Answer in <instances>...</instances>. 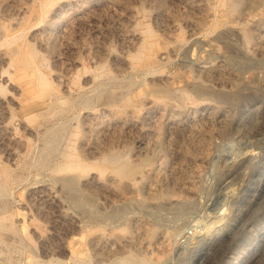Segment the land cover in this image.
Segmentation results:
<instances>
[{
  "label": "rangeland",
  "instance_id": "obj_1",
  "mask_svg": "<svg viewBox=\"0 0 264 264\" xmlns=\"http://www.w3.org/2000/svg\"><path fill=\"white\" fill-rule=\"evenodd\" d=\"M231 1L0 0V264H264V0Z\"/></svg>",
  "mask_w": 264,
  "mask_h": 264
},
{
  "label": "bare ground",
  "instance_id": "obj_2",
  "mask_svg": "<svg viewBox=\"0 0 264 264\" xmlns=\"http://www.w3.org/2000/svg\"><path fill=\"white\" fill-rule=\"evenodd\" d=\"M43 3H41V7L42 8H48L49 6H51L56 0H41ZM64 1V0H63ZM222 2L224 1L225 3H227L226 5L228 6L227 8H229L231 11H236V9L238 8V6L233 2V1H231V3L229 4V2H228V0H221ZM32 2V1H31ZM34 2V1H33ZM258 2V1H257ZM104 3V2H103ZM245 3V2H244ZM247 3V2H246ZM251 3V2H250ZM253 3V2H252ZM33 4V3H32ZM39 4V3H38ZM62 4V3H61ZM84 4V3H83ZM34 5H36L35 4V2H34ZM67 5H68V3L66 4H63V5H61V6H58L57 8H56V11H57V13H60L62 10H66V8H67ZM79 5V4H78ZM95 5V4H94ZM102 5H104V4H102ZM101 5V6H102ZM35 7V6H34ZM246 7H248V6H246ZM244 8V7H243ZM226 9V8H225ZM30 10V9H29ZM32 11V10H31ZM36 11V10H35ZM38 11V10H37ZM46 11H48V10H46ZM50 11V10H49ZM81 11V10H80ZM39 13H40V11H39ZM52 13V12H51ZM30 14V13H29ZM82 14V13H81ZM226 13L224 12V14L222 15L223 17H222V19L223 20H226V19H224V18H226V17H224V15H225ZM230 13H228V15H229ZM35 15V14H34ZM41 15V14H40ZM40 15H39V17H40ZM55 15V14H54ZM61 15H62V13H61ZM73 15V14H72ZM79 15V14H78ZM49 16V15H48ZM82 16V15H81ZM39 17L37 18V19H39ZM79 17V16H78ZM83 17V16H82ZM230 17H232V16H230ZM28 18V17H27ZM27 18H26V16L24 17V19H26L27 20ZM43 18V17H42ZM53 18H54V16H53ZM59 19V18H58ZM76 19V18H75ZM214 19V18H213ZM22 20V18L20 19V21ZM40 20H41V18H40ZM229 20V19H228ZM39 21V20H38ZM63 21V20H62ZM227 21V20H226ZM232 20H230V21H228V22H231ZM36 22H37V20H36ZM43 22V21H42ZM41 22V23H42ZM59 22V21H58ZM234 22V21H233ZM232 22V23H233ZM39 23V22H38ZM38 23H36V24H38ZM232 23H231V25H232ZM26 24V23H25ZM57 24V23H56ZM61 25V24H60ZM66 25V24H65ZM35 26V25H34ZM66 26H68V25H66ZM65 26V27H66ZM37 27V26H36ZM13 34V33H12ZM36 34V33H35ZM11 35V34H10ZM9 36V35H8ZM262 37V36H261ZM15 38V37H14ZM14 38L12 39V40H14ZM246 38H247V40H249V34H246ZM263 38V37H262ZM27 41V40H26ZM19 42V41H18ZM24 42H25V40H24ZM263 43H264V39H263ZM15 44L16 43H13V45L15 46ZM16 45H18L19 46V44H16ZM176 45V44H175ZM17 46V47H18ZM24 46H25V43H24ZM264 46V45H263ZM13 47V46H12ZM15 48V47H14ZM13 48V49H14ZM174 48V47H173ZM263 48L264 47H262L261 45L259 46V47H257L256 48V50H254V51H256V52H262L263 51ZM11 49V48H10ZM24 49V48H23ZM22 49V50H23ZM255 49V48H254ZM15 50V49H14ZM21 50V49H20ZM26 50H27V48H26ZM25 50V53L22 51V53H20V51L18 50V51H16L15 50V52L12 50V52H13V57L15 58V60L17 59V61H20V62H22V61H29V64L32 62V63H34L33 62V60H32V58H33V51H35V50H32V49H30L29 50V52L27 53V51ZM9 51V50H8ZM174 51V50H173ZM9 52H11V51H9ZM8 52V53H9ZM35 53H37V52H35ZM12 54V53H11ZM10 54V55H11ZM4 55V54H3ZM161 55V54H160ZM11 56V58H13ZM165 56V55H164ZM1 57V56H0ZM161 57V56H160ZM2 58V57H1ZM8 60H10L8 57H6ZM163 58H165V57H163ZM162 58V59H163ZM6 59V60H7ZM42 59V58H41ZM5 60V59H4ZM7 60V61H8ZM14 60V59H13ZM15 60H14V62H15ZM32 60V61H31ZM2 61V60H1ZM0 61V62H1ZM11 61H12V59H11ZM43 61V60H42ZM6 62V61H5ZM160 61H158V63H159ZM38 63V62H37ZM140 63V62H139ZM1 64V63H0ZM3 64V63H2ZM21 64V63H20ZM12 65H14V64H12ZM18 65V64H17ZM40 65V64H39ZM217 65V64H216ZM4 66V65H3ZM5 66H7V64L5 65ZM4 66V67H5ZM10 66V65H9ZM32 67V66H31ZM42 68V67H41ZM202 68V67H201ZM5 69V68H4ZM3 68H1L0 69V110H1V113H6V112H8V105L9 104H11V103H14V102H16L18 99V97H19V93H18V91H10L7 95H2L1 93V88H2V83H4L5 84V86L6 85H8L9 87H11V89L12 90H16L17 88H18V86H17V84H16V80H15V78L12 76V75H8L9 74V72L7 71V74H5V72H6V69L4 70ZM38 69V68H37ZM220 69V68H219ZM40 70V69H39ZM221 70V69H220ZM204 71V70H203ZM37 72H38V70H37ZM42 72V71H41ZM44 72V71H43ZM208 72H210V71H208ZM219 72V71H218ZM207 73V72H206ZM38 74H40L39 72H38ZM44 74V73H43ZM43 74H42V76H43ZM100 75V74H99ZM205 75V74H204ZM41 76V75H40ZM41 76V77H42ZM46 77V76H45ZM203 77V76H202ZM208 77V76H207ZM37 79V78H36ZM225 79V78H224ZM27 81V80H26ZM41 81H42V79H41ZM45 81V80H44ZM64 81V80H63ZM220 80H218V82H219ZM231 81V80H230ZM39 82V81H38ZM87 82V81H86ZM33 83V82H32ZM31 83V84H32ZM63 83V82H62ZM217 83V82H216ZM220 83H228L227 81L226 82H220ZM219 83V84H220ZM46 84V83H45ZM48 84H49V82H48ZM51 84V83H50ZM60 84V83H59ZM29 85V84H28ZM40 85V84H39ZM23 86V85H22ZM25 86V85H24ZM48 86V85H47ZM50 86V85H49ZM61 86H63V85H61ZM4 87V86H3ZM43 88V87H42ZM5 89V88H4ZM44 89V88H43ZM51 89H52V87H51ZM51 89H50V91H51ZM18 90V89H17ZM35 90V89H34ZM53 90V89H52ZM56 90V89H55ZM89 90V89H88ZM54 91V90H53ZM35 93V92H34ZM59 93V92H58ZM62 93V92H61ZM65 93V92H64ZM33 95V94H32ZM55 95V94H54ZM62 95V94H61ZM51 96V95H50ZM52 96H53V94H52ZM60 96V95H59ZM64 96V95H63ZM20 98V97H19ZM33 98V97H32ZM47 98V97H46ZM62 98V97H61ZM24 99L25 98H23L22 100L24 101ZM35 99V98H34ZM159 99V98H158ZM48 100V99H47ZM160 100H162L161 98H160ZM164 100V99H163ZM162 100V101H163ZM21 101V100H20ZM50 101V100H49ZM52 101H54V100H52ZM58 101V100H57ZM48 102V101H47ZM62 102V101H61ZM70 102V101H69ZM202 102V101H201ZM42 103V102H41ZM48 103H50V102H48ZM57 103V102H56ZM38 104V103H37ZM51 104V103H50ZM57 104H59V103H57ZM64 104H65V102H64ZM34 105V104H33ZM47 105H49V104H47ZM12 106V105H11ZM30 106V105H29ZM42 106V105H41ZM45 107H47V106H45ZM66 107V106H65ZM69 107V106H68ZM156 107L157 106H155V105H152V106H149V110H151V111H157V109H156ZM22 108V107H21ZM40 109H43V108H40ZM62 109V108H61ZM200 109V108H199ZM16 110V109H15ZM22 110V109H21ZM44 110H45V108H44ZM47 110V109H46ZM10 111V110H9ZM64 111V110H63ZM67 111V110H66ZM65 111V113L67 114V112H69V111H67L66 112ZM86 111V110H85ZM31 112V111H30ZM38 112V111H37ZM44 112V111H43ZM90 112V111H89ZM158 112V111H157ZM4 113V114H5ZM18 113V112H17ZM26 113V112H25ZM33 113V112H32ZM35 113V112H34ZM65 113L63 114V115H65ZM28 114V113H27ZM36 115H37V113H35ZM62 114V113H61ZM60 114V118H61V115ZM155 114H157V113H155ZM162 114V113H161ZM2 115V114H1ZM7 115H8V113H7ZM35 115V116H36ZM44 116H45V114H43ZM52 115H54V114H52ZM90 115V114H89ZM151 115V114H150ZM197 115V114H196ZM9 116H10V114H9ZM27 116V115H26ZM30 116H32V115H30ZM29 116V117H30ZM34 116V117H35ZM154 116V115H153ZM199 120L201 121L202 120V122L203 123H205V128L203 129V130H198V132L197 133H199L198 135H196L195 137H193V135H192V137H191V139L188 141L189 142V144H203L202 142H203V138H205L206 136H209V134H210V132H211V125L213 126L214 124H212L213 123V119H212V113H211V111H210V109L209 108H207L205 105L204 106H202L201 107V109H200V111H199ZM13 117V116H12ZM22 117V116H21ZM47 117V116H46ZM59 117V116H58ZM144 117H146V116H144ZM157 117H159V116H157ZM26 118H28V117H26ZM36 118V117H35ZM49 118V117H48ZM60 118H59V120H60ZM142 118V117H141ZM3 119H5V118H3ZM8 119V118H7ZM90 119V118H89ZM88 119V120H89ZM94 119V118H93ZM92 119V120H93ZM0 120H1V118H0ZM23 120V119H22ZM41 120V119H40ZM58 120V121H59ZM7 120L5 119V122H6ZM16 121V120H15ZM14 121V122H15ZM27 121V120H26ZM90 121V120H89ZM172 121V120H171ZM190 121V123H192V122H194L192 119L191 120H189ZM45 123V122H44ZM57 123V122H56ZM168 123V122H167ZM186 123V122H185ZM189 123V124H190ZM2 124H4V123H2ZM18 124V123H17ZM21 124H23V123H21ZM20 124V125H21ZM26 124V123H25ZM28 124V123H27ZM83 124V123H82ZM160 124V123H159ZM176 124V123H175ZM6 125V124H5ZM12 125V124H11ZM19 125V124H18ZM17 125V126H18ZM2 126V125H1ZM7 126V125H6ZM23 126V125H22ZM105 126V125H104ZM156 126V125H155ZM155 126H154V128H155ZM164 126V125H163ZM171 126V125H170ZM174 126V125H173ZM172 126V127H173ZM29 127H31V126H29ZM92 127H93V125H92ZM188 127V126H187ZM6 128V127H5ZM21 128H23V127H21ZM25 128V127H24ZM157 128H158V130H160V126L158 127V125H157ZM156 128V129H157ZM171 128V127H170ZM189 128L192 130V127H191V124L189 125ZM201 128V127H200ZM86 129V128H85ZM100 129V128H99ZM112 129V128H111ZM172 129V128H171ZM30 130V129H29ZM87 130V129H86ZM92 130V129H91ZM106 130V129H105ZM190 130V131H191ZM97 131V130H96ZM101 131H102V129H101ZM100 131V132H101ZM107 131V130H106ZM135 131V130H134ZM162 131V130H161ZM188 131V130H187ZM193 131V130H192ZM27 132H29V131H27ZM32 133V132H31ZM89 133V132H88ZM135 133H137L136 131H135ZM177 133V132H176ZM1 134V133H0ZM3 134V133H2ZM1 134V135H2ZM28 134H30V133H28ZM138 134V133H137ZM0 135V136H1ZM31 135V134H30ZM195 135V134H194ZM15 136V135H14ZM21 136V135H20ZM89 138V137H88ZM91 138V137H90ZM179 139V138H178ZM89 141V140H88ZM157 141V140H156ZM93 142V141H92ZM95 142V141H94ZM93 142V143H94ZM205 142V141H204ZM87 143V142H86ZM29 144V143H28ZM88 144V143H87ZM207 144V143H206ZM25 146V145H24ZM81 146V145H80ZM83 146H87V145H82V147ZM90 146V145H89ZM92 146V145H91ZM196 146V145H195ZM197 147V146H196ZM103 148V147H102ZM83 149H84V147H83ZM89 149H91V148H89ZM88 149V150H89ZM200 149H202V148H200ZM85 150H87L86 148H85ZM91 150H93L94 151V149H91ZM106 150V149H105ZM92 151V152H93ZM97 151V150H96ZM99 151V150H98ZM101 151V150H100ZM188 152H190L189 150H187ZM201 151H203V149L201 150ZM12 153L14 152V151H11ZM74 152V151H73ZM91 152V153H92ZM104 152V151H103ZM15 153V152H14ZM94 153V152H93ZM97 153V152H96ZM96 153H94V155H91V156H95V154ZM88 154V153H87ZM104 154V153H103ZM187 154V153H186ZM189 154V153H188ZM10 155V154H9ZM15 155V154H14ZM63 155V154H62ZM80 155V154H79ZM79 155H77V156H79ZM90 155V154H89ZM122 155V154H121ZM195 155V154H194ZM197 155H198V153H197ZM12 156V155H11ZM80 157V156H79ZM90 158H93V157H90ZM90 158H88V159H90ZM86 160V159H85ZM100 160V159H99ZM101 162L103 161V160H100ZM123 161V160H122ZM145 162V161H144ZM94 163V162H93ZM100 163V162H99ZM55 164V163H54ZM95 164V163H94ZM97 164V163H96ZM132 164V163H131ZM106 165H108V166H110V167H112V169H117V168H119V167H121V166H123L124 165V163H122L121 162V160H120V156H119V154L118 153H115V154H113V155H111V156H109V157H106V158H104V165L102 164V165H99V166H97L98 168V170L101 172V173H103L104 172V170L106 169ZM130 165V164H129ZM127 166V167H129L126 171H127V173L128 174H132L133 172H135V169H136V167H134V166H132V165H130V166ZM134 165V164H133ZM138 165V164H137ZM60 166L62 167V168H64V169H70V170H76V171H78L79 172V174H81L82 173V175H84L85 174V176L86 177H82V179H83V181H84V183L85 184H88V185H95V186H97V188L98 187H101V186H103L104 185V183H103V181L100 179V175H97V174H95V173H93V172H91V173H89L90 171H89V169H90V167H91V163L89 164V162H85L84 160H82V159H77L74 155H72V154H69L67 157H66V159H65V161L63 162V163H61L60 164ZM135 166H136V164H135ZM2 167V166H1ZM94 167V166H93ZM124 167H126V166H124ZM5 168V167H4ZM3 168V169H4ZM107 169H108V167H107ZM55 170V169H54ZM60 170V169H59ZM97 170V171H98ZM109 170H111V168L109 169ZM56 171V170H55ZM93 171V170H92ZM184 171V170H183ZM195 171V170H194ZM109 172V171H108ZM180 172H181V170H180ZM84 173V174H83ZM98 173V172H97ZM193 173V172H192ZM134 174V173H133ZM140 174V173H139ZM194 174V173H193ZM81 175V176H82ZM176 175V174H175ZM180 174H178L177 175V177L179 176ZM183 175V174H182ZM189 175V174H188ZM192 175V174H191ZM195 175V174H194ZM2 176V173L0 172V177ZM78 176V175H77ZM143 176V175H142ZM181 176V175H180ZM180 176L178 177V180H180L179 178H180ZM186 176V175H185ZM3 177V176H2ZM69 177V176H68ZM70 177H71V175H70ZM74 177V176H73ZM139 178V177H138ZM181 178H183V177H181ZM1 179V178H0ZM75 179H77V178H75ZM140 179V178H139ZM161 179V178H160ZM174 179V178H173ZM185 179V178H184ZM187 179V178H186ZM189 179V178H188ZM4 180V179H3ZM72 180V179H71ZM79 180V179H78ZM77 181V180H76ZM105 181V180H104ZM181 181V180H180ZM180 181H177V182H179L180 183ZM164 182V181H163ZM171 182V181H170ZM175 182V181H174ZM110 183V182H109ZM108 183V184H109ZM162 183V182H161ZM82 185H83V183H81ZM111 184V183H110ZM163 184V183H162ZM164 184H165V182H164ZM175 184V183H174ZM182 184V183H181ZM112 186V185H111ZM183 187V186H182ZM188 187V186H187ZM96 188V187H95ZM99 189H101V188H99ZM104 189V188H103ZM97 190V189H96ZM100 191V190H99ZM101 191H102V189H101ZM100 241V240H99ZM127 241H129L128 239H125V243H127ZM98 242V241H97ZM102 250H104V249H102ZM105 250H107V249H105Z\"/></svg>",
  "mask_w": 264,
  "mask_h": 264
}]
</instances>
